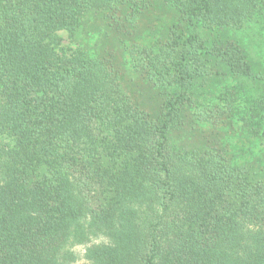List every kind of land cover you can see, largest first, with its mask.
<instances>
[{
  "label": "trees",
  "instance_id": "trees-1",
  "mask_svg": "<svg viewBox=\"0 0 264 264\" xmlns=\"http://www.w3.org/2000/svg\"><path fill=\"white\" fill-rule=\"evenodd\" d=\"M259 17L264 0H0V264H264V161L238 157L264 139V79L235 37ZM189 115L208 127L176 143Z\"/></svg>",
  "mask_w": 264,
  "mask_h": 264
},
{
  "label": "rangeland",
  "instance_id": "rangeland-1",
  "mask_svg": "<svg viewBox=\"0 0 264 264\" xmlns=\"http://www.w3.org/2000/svg\"><path fill=\"white\" fill-rule=\"evenodd\" d=\"M163 23L164 22L161 20L160 14H158L157 17L152 22V25L153 24L160 25V29H162ZM58 33L62 36L64 45L70 46L72 48L77 45L75 42H72L70 40L66 31H59ZM235 37H237L239 41H241L244 44L245 49L249 51L251 55L254 80L258 84V82L262 80L260 77L264 79V19L262 17H259V21L251 22L248 28L235 30ZM149 39L150 38H147L146 41H148ZM87 40L91 45L95 40V36ZM122 66H124V68H127L128 70L131 71L129 65L123 64ZM127 73H125L124 79L122 76V83L124 88H128L129 92H131L133 96L136 99H138L139 102H141V105L144 108L148 109L152 114H154L156 109H154V107L152 106V104L154 103L153 102L154 98L151 97L150 90L142 82L139 85L129 86L127 83H130V80H128L130 76H128ZM137 80L138 79H134V82L136 83ZM220 81H221L220 83L213 82L211 85L208 86V88L212 91V93H214V95L217 94L220 90H223L224 89L223 87L225 85L233 87L236 86L235 84H238L231 77H228ZM164 87L167 91L173 90V87H167V86ZM143 95H147L148 98H141ZM161 97L162 95H160L158 99L160 100ZM200 101L204 103L210 101L214 102L215 98H213L210 94H207V96L206 95L200 96ZM247 106H248L247 104L243 105V107H247ZM188 120H189L188 124L189 125L194 124L195 127L189 129V127L185 125L183 129L181 128L180 130H175L173 134L171 133V139L176 143L185 140V142L187 143L186 145H188L194 138L192 132L193 134L199 137L200 133H204L208 127V124H204L201 121L192 118L191 115H189ZM203 128L205 129V131H201ZM190 130H192V132ZM240 142L244 144L243 145L244 152L241 156L238 157H242L248 160L255 157H259L260 159H262V161H264V139L263 141H259L256 139H252V137L248 136V137H243ZM260 143L261 145L259 146ZM262 146L263 148L259 150V147Z\"/></svg>",
  "mask_w": 264,
  "mask_h": 264
}]
</instances>
